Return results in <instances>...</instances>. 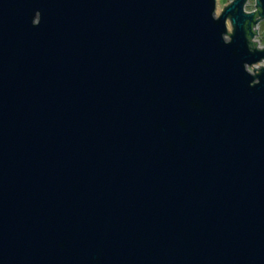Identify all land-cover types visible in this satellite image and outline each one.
I'll return each mask as SVG.
<instances>
[{
  "label": "water",
  "instance_id": "obj_1",
  "mask_svg": "<svg viewBox=\"0 0 264 264\" xmlns=\"http://www.w3.org/2000/svg\"><path fill=\"white\" fill-rule=\"evenodd\" d=\"M245 1L0 0V264H264Z\"/></svg>",
  "mask_w": 264,
  "mask_h": 264
},
{
  "label": "rangeland",
  "instance_id": "obj_2",
  "mask_svg": "<svg viewBox=\"0 0 264 264\" xmlns=\"http://www.w3.org/2000/svg\"><path fill=\"white\" fill-rule=\"evenodd\" d=\"M230 0H216L215 3V9H214V13L215 15H218L223 7V5H225L226 3H228ZM254 0H246L243 6V9L245 11H253L255 9V5H254ZM226 26L228 31H230L231 29V25L229 23V20H226ZM256 29V33L254 34V36L252 38H250L251 40H255L256 44L255 46L262 48L264 47V18H260L256 24L255 27ZM264 62L263 60H260L259 62L255 63V64H251L249 66H247V69L249 71H253V67L257 68L260 65H263Z\"/></svg>",
  "mask_w": 264,
  "mask_h": 264
},
{
  "label": "bare ground",
  "instance_id": "obj_3",
  "mask_svg": "<svg viewBox=\"0 0 264 264\" xmlns=\"http://www.w3.org/2000/svg\"><path fill=\"white\" fill-rule=\"evenodd\" d=\"M255 34V33H254ZM254 34H253V36H254Z\"/></svg>",
  "mask_w": 264,
  "mask_h": 264
},
{
  "label": "built area",
  "instance_id": "obj_4",
  "mask_svg": "<svg viewBox=\"0 0 264 264\" xmlns=\"http://www.w3.org/2000/svg\"><path fill=\"white\" fill-rule=\"evenodd\" d=\"M254 27H255V25H254Z\"/></svg>",
  "mask_w": 264,
  "mask_h": 264
}]
</instances>
